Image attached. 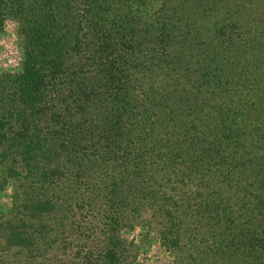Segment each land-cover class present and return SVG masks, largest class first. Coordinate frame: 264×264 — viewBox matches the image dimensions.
Wrapping results in <instances>:
<instances>
[{"label":"trees","instance_id":"1","mask_svg":"<svg viewBox=\"0 0 264 264\" xmlns=\"http://www.w3.org/2000/svg\"><path fill=\"white\" fill-rule=\"evenodd\" d=\"M8 21L0 264H139L150 239L264 264V0H0Z\"/></svg>","mask_w":264,"mask_h":264},{"label":"rangeland","instance_id":"2","mask_svg":"<svg viewBox=\"0 0 264 264\" xmlns=\"http://www.w3.org/2000/svg\"><path fill=\"white\" fill-rule=\"evenodd\" d=\"M21 45L15 32L13 21H8L2 31H0V71L17 70L22 60ZM12 185L6 184L0 189V209L7 211L10 206V195ZM126 236L140 239L142 230L140 227L132 231H126ZM139 264H171L170 254L159 247L157 242L150 239V243L142 242Z\"/></svg>","mask_w":264,"mask_h":264}]
</instances>
